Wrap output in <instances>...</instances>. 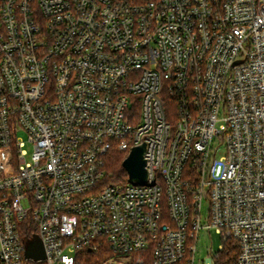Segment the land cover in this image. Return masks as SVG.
<instances>
[{
    "label": "built area",
    "instance_id": "obj_1",
    "mask_svg": "<svg viewBox=\"0 0 264 264\" xmlns=\"http://www.w3.org/2000/svg\"><path fill=\"white\" fill-rule=\"evenodd\" d=\"M202 231L264 264V0H0V264H206Z\"/></svg>",
    "mask_w": 264,
    "mask_h": 264
},
{
    "label": "trees",
    "instance_id": "obj_2",
    "mask_svg": "<svg viewBox=\"0 0 264 264\" xmlns=\"http://www.w3.org/2000/svg\"><path fill=\"white\" fill-rule=\"evenodd\" d=\"M125 153L118 151H110L104 158L103 169L105 171V177L101 182V185H124L127 183L128 174L123 167V161L125 159ZM25 236L31 237L36 234V229L29 226L27 223L22 228ZM239 249L234 240H228L225 244V248L219 254L218 264H232L238 257ZM119 255L114 254L108 244H105L98 249L86 248L80 254V264H105L111 259L119 258Z\"/></svg>",
    "mask_w": 264,
    "mask_h": 264
},
{
    "label": "water",
    "instance_id": "obj_3",
    "mask_svg": "<svg viewBox=\"0 0 264 264\" xmlns=\"http://www.w3.org/2000/svg\"><path fill=\"white\" fill-rule=\"evenodd\" d=\"M145 151V144L134 147L129 156L123 161V167L128 174V180L132 184H145L147 181ZM26 258L34 261L46 259L45 247L39 236L36 235L27 239Z\"/></svg>",
    "mask_w": 264,
    "mask_h": 264
},
{
    "label": "rangeland",
    "instance_id": "obj_4",
    "mask_svg": "<svg viewBox=\"0 0 264 264\" xmlns=\"http://www.w3.org/2000/svg\"><path fill=\"white\" fill-rule=\"evenodd\" d=\"M21 138L24 139L25 141L27 140L26 135L22 134ZM27 150L29 152L32 151L31 145H27ZM202 215H203V222H207V218L209 215V204L205 200L203 203V208H202ZM222 244V238L219 234H217L215 231H212L211 233H208L206 231H202L199 236V242H198V252H197V261L198 262H205L206 264H212V255H210L209 249L212 247L214 248L215 251L219 250V246ZM133 258V257H131ZM130 258V259H131ZM105 264H131V261L128 263H121V261L113 260L111 259L109 262Z\"/></svg>",
    "mask_w": 264,
    "mask_h": 264
}]
</instances>
